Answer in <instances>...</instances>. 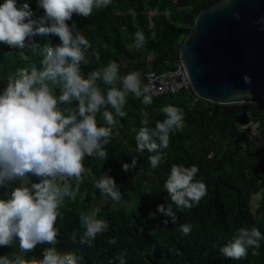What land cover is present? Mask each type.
<instances>
[{"label":"trees","instance_id":"obj_1","mask_svg":"<svg viewBox=\"0 0 264 264\" xmlns=\"http://www.w3.org/2000/svg\"><path fill=\"white\" fill-rule=\"evenodd\" d=\"M217 1L112 0L103 10L94 9L87 18L74 14V32L83 35L90 44L85 57L88 64H81L82 74L87 78L91 71L115 61L120 65L121 76L139 71L143 87L147 71L174 66L179 59L180 35L193 26L199 11ZM18 3H29L36 15L43 14L36 0ZM148 10L155 11L151 26L144 14ZM137 31L145 37L144 47L139 50L130 47ZM34 39L35 44L23 50L27 60L21 59V50L0 44V90L17 69L32 64L40 68L42 49L59 42L58 37L50 35H37ZM94 53L99 54V61ZM97 83L106 94L110 86ZM117 87L122 88V84L118 82ZM142 99L129 92L124 117L117 116L110 105L97 113L98 126H107L104 111L111 112L116 120L111 142L105 146L108 158L103 161L85 157L80 193L86 196L83 201L80 194L75 202L65 199V206L59 209L61 215L55 224L59 230L57 249L82 257L80 264H119L117 257L122 253H126V264H264V239L258 249L250 247L247 256L239 260L228 259L219 251L238 228L257 227L264 236V146L240 128L249 115L264 136V103L222 105L201 98L194 100L186 91L152 97L150 105H144ZM76 103L73 101V106ZM166 105L183 110L184 127L170 133L168 147L162 149L166 157L152 168L148 157L155 153L137 152L135 136L142 120H148L149 128L163 121L166 117L161 109ZM133 157H137L135 168L123 171L122 165L131 163ZM174 164L197 166L195 179L205 183L207 194L192 208L178 210L175 223L164 225L161 222L167 217L157 213L150 219L149 213L155 212L159 204L171 203L164 185ZM104 172L115 179L121 192L118 204L111 198L102 202L104 196L95 188ZM3 191L0 189V196ZM257 193L261 198L252 212L251 197ZM92 207H100L98 218L107 221L108 229L97 235L91 246L81 245L78 241L83 229L79 215ZM183 224L192 225L190 234L181 233ZM73 231L77 233L75 244L70 240ZM112 238L116 239L115 244L108 243ZM48 246L37 245L24 256L42 258L43 249ZM17 251L16 243L11 248L0 247V255Z\"/></svg>","mask_w":264,"mask_h":264},{"label":"clouds","instance_id":"obj_2","mask_svg":"<svg viewBox=\"0 0 264 264\" xmlns=\"http://www.w3.org/2000/svg\"><path fill=\"white\" fill-rule=\"evenodd\" d=\"M111 3L112 0H36L37 8L43 10L39 16L29 3H0V44L21 50V59H28L23 50L35 44L37 35L59 38L58 43L42 49L40 68L32 64L17 69L0 90V189L4 190L0 196V247L18 244L17 252L0 255V264H80L82 257L57 249L59 230L55 224L65 199L75 202L80 194L83 201L86 196L80 193L85 157L103 161L108 158L105 146L111 142L116 120L111 112L104 111L107 126H98L97 113L110 105L117 116L124 117L129 92L135 98L142 97L144 105L152 103V88L141 87L139 71L121 76L120 65L109 61L87 78L81 72V64H88L85 57L90 44L74 32L73 15L87 18L94 9L103 10ZM144 44L143 33L137 31L130 47L139 50ZM94 56L99 61V54ZM98 81L110 86L106 94ZM118 82L122 88L117 87ZM73 101L77 102L75 106ZM161 111L166 117L163 121L149 128L148 120H142L135 136L137 152L155 153L148 157L152 168L166 157L162 149L168 147L170 133L184 127L182 109L166 105ZM136 164L137 157H133L131 163L122 165V170L131 171ZM198 170L195 165H172L164 185L171 203L157 205L149 218L161 213L167 217L162 224L175 223L178 210L197 205L207 194L205 183L195 179ZM31 177L37 179L33 181ZM95 188L101 196L117 204L121 201L117 183L107 172L95 182ZM100 211V207H92L80 213L83 233L79 244L91 246L97 235L108 229L107 221L98 218ZM180 231L188 235L192 225L183 224ZM262 239L257 227H241L219 251L228 259L239 260L247 256L250 247L258 249ZM70 240L77 243L75 231ZM116 242L115 238L108 241ZM40 244L49 245L43 249L42 258H25V253ZM125 257L126 253L117 257L119 264H126Z\"/></svg>","mask_w":264,"mask_h":264},{"label":"water","instance_id":"obj_3","mask_svg":"<svg viewBox=\"0 0 264 264\" xmlns=\"http://www.w3.org/2000/svg\"><path fill=\"white\" fill-rule=\"evenodd\" d=\"M177 43L197 97L264 103V0H219L197 13Z\"/></svg>","mask_w":264,"mask_h":264},{"label":"built area","instance_id":"obj_4","mask_svg":"<svg viewBox=\"0 0 264 264\" xmlns=\"http://www.w3.org/2000/svg\"><path fill=\"white\" fill-rule=\"evenodd\" d=\"M143 84L151 86L152 97L186 91L193 96L194 100L199 98L192 91L184 67L179 59L172 68L161 71H147L143 78Z\"/></svg>","mask_w":264,"mask_h":264},{"label":"rangeland","instance_id":"obj_5","mask_svg":"<svg viewBox=\"0 0 264 264\" xmlns=\"http://www.w3.org/2000/svg\"><path fill=\"white\" fill-rule=\"evenodd\" d=\"M144 14L147 17L149 24L151 26V17L155 14V11L148 10L145 11ZM165 14H167V12ZM240 128L245 132H247L258 145L264 146V136L257 130V123L253 120L251 116L249 115L246 116V122L244 124H241ZM109 198L110 197L104 196L101 201L104 202ZM260 198H261L260 193H257L251 197L250 204H251L252 212H254V210L256 209Z\"/></svg>","mask_w":264,"mask_h":264}]
</instances>
